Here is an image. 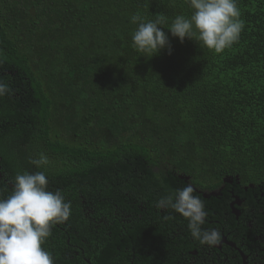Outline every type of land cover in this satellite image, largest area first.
<instances>
[{
  "label": "trees",
  "instance_id": "obj_1",
  "mask_svg": "<svg viewBox=\"0 0 264 264\" xmlns=\"http://www.w3.org/2000/svg\"><path fill=\"white\" fill-rule=\"evenodd\" d=\"M238 7L240 39L217 54L171 36L193 13L185 0H0V198L24 172L63 192L71 214L42 245L54 264H158L142 251L166 245L169 229V264H206L192 257L203 244L189 218L157 207L189 185L209 233L239 245V230L262 229L264 0ZM137 13L167 18L171 54L132 46ZM236 196L257 212L241 224Z\"/></svg>",
  "mask_w": 264,
  "mask_h": 264
},
{
  "label": "clouds",
  "instance_id": "obj_2",
  "mask_svg": "<svg viewBox=\"0 0 264 264\" xmlns=\"http://www.w3.org/2000/svg\"><path fill=\"white\" fill-rule=\"evenodd\" d=\"M193 9L190 17L178 15L167 27L171 36L181 43L188 38L203 47L222 53L237 43L244 29L238 0H185ZM137 28L132 34V46L151 57L167 48L171 54L170 39L163 27L167 23L164 15L146 19L139 13L131 16ZM10 91L0 82V96ZM37 168L48 163L43 153L31 161ZM49 181L43 171L24 172L15 176L12 194L0 198V264H54L52 254L42 245L52 234V228L66 221L71 214V204L65 201L61 190H48ZM191 185L174 194L166 195L157 207H171L190 220L193 237L203 243H215V233L202 234L203 205L192 195Z\"/></svg>",
  "mask_w": 264,
  "mask_h": 264
},
{
  "label": "flooded vegetation",
  "instance_id": "obj_3",
  "mask_svg": "<svg viewBox=\"0 0 264 264\" xmlns=\"http://www.w3.org/2000/svg\"><path fill=\"white\" fill-rule=\"evenodd\" d=\"M248 188L249 187H246L247 191H249ZM213 194H216V192H214ZM260 200L261 199H259L256 203L259 204ZM243 202V199H241L239 196H236L234 200L231 201L229 204L231 215L236 216L240 224L246 219L253 218L255 215H257L255 207L249 210L243 206ZM259 205L263 206L264 202H260ZM249 215H251V217ZM203 218L205 217L203 216ZM258 225L263 226L262 229L253 227V229L245 228L239 230V235L244 234V236L242 237L243 242H241L239 245H237V242L228 239L227 235L219 236L220 232H217V229H214L212 231V233H215L218 237L215 243H203L199 239H192V241L196 240L198 243L201 242L203 244L202 247L195 246L196 249H193L191 252L193 254L192 257L194 259L202 257L206 264H211L212 259L215 257L223 264H264V221L262 222V224ZM200 231L202 234H211L209 233V224L206 223V218L203 224L200 225ZM168 232V235H171L168 238L165 237L164 239H161V242L165 243L166 245H154L152 251H147L148 246L144 248V251H142V253L145 254L143 256L144 259L147 257V254H152V256L157 259L158 264H169L170 261L166 260V254L162 250H166L165 247H169L170 245H174L175 247H177L178 237L176 234H174L173 229H169ZM228 247L231 249L228 250ZM201 248L203 250H200ZM193 264H199V262L195 260L193 261Z\"/></svg>",
  "mask_w": 264,
  "mask_h": 264
}]
</instances>
